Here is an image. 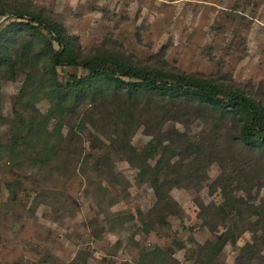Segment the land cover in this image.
<instances>
[{
  "label": "rangeland",
  "instance_id": "1",
  "mask_svg": "<svg viewBox=\"0 0 264 264\" xmlns=\"http://www.w3.org/2000/svg\"><path fill=\"white\" fill-rule=\"evenodd\" d=\"M17 6L63 23L84 55L111 51L213 76L264 104V0H0V10ZM7 17L13 15L0 25ZM86 74L59 68L61 82ZM26 79L22 73L0 82V264H209L201 247L229 227L240 234L216 264H235L255 236L263 257L252 264H264V220L239 213L224 226L215 210L226 195L264 206V152L243 146L235 123L194 110L167 121L162 130L177 129L204 148L183 161L187 171L194 168L181 176L191 187L170 192L179 215L147 231L156 196L116 144L115 131L101 128L91 106L78 105L73 115L52 119L49 131L60 130L62 138L44 148L28 133L30 116H39L23 107L33 103L46 113L49 104L34 101L35 88L18 100ZM144 120L130 137L137 150L158 134L154 119Z\"/></svg>",
  "mask_w": 264,
  "mask_h": 264
},
{
  "label": "trees",
  "instance_id": "2",
  "mask_svg": "<svg viewBox=\"0 0 264 264\" xmlns=\"http://www.w3.org/2000/svg\"><path fill=\"white\" fill-rule=\"evenodd\" d=\"M31 11L26 6L0 10V19L13 15L0 25V82L15 81L26 73L18 100L35 88L34 101L49 104V110L42 113L33 103H23L24 111L33 108L39 116H30L28 133L43 143L44 148H50L53 138H62L60 130L49 131L52 119L62 118L65 111L73 115L78 105L91 106L98 113L101 128L115 131L116 144L138 169L140 181L148 183L154 191L156 204L150 213L147 231L149 225L166 226L169 216L179 215L178 204L170 192L175 187H191L184 184L181 176L189 175L194 168L187 171L183 161L192 156L197 158L204 148L203 141H192L177 129L162 130L173 115L194 110L211 115L216 123H235L238 141L246 148L264 152V104L241 87L213 76L134 62L122 53L106 51L84 55L78 37L69 34L63 23ZM37 47L39 51L35 50ZM40 63L43 68L39 71ZM62 67H81L87 74L71 75L67 82H61L59 68ZM38 75L39 83L34 85ZM143 116L146 121L154 119L152 126L157 125L158 134L151 132L148 143L137 150L131 146L130 137L136 125L142 123ZM175 156L181 159L177 164L172 163ZM153 161L156 162L153 164ZM225 198L215 208L223 215L224 226L227 220H233L231 216L239 213L264 220V206H249L243 198L234 196ZM239 234L229 227L217 240L202 246V250L208 251L209 264H216L225 246L235 244ZM258 241L255 236L252 243L246 244L235 264H252L262 258Z\"/></svg>",
  "mask_w": 264,
  "mask_h": 264
},
{
  "label": "water",
  "instance_id": "3",
  "mask_svg": "<svg viewBox=\"0 0 264 264\" xmlns=\"http://www.w3.org/2000/svg\"><path fill=\"white\" fill-rule=\"evenodd\" d=\"M9 17L5 18V19H8Z\"/></svg>",
  "mask_w": 264,
  "mask_h": 264
}]
</instances>
